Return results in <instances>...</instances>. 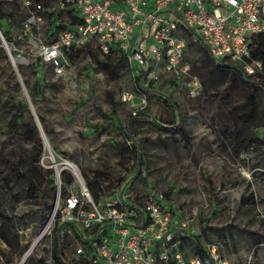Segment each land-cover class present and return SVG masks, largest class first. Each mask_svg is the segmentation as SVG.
Returning a JSON list of instances; mask_svg holds the SVG:
<instances>
[{
	"label": "rangeland",
	"instance_id": "1",
	"mask_svg": "<svg viewBox=\"0 0 264 264\" xmlns=\"http://www.w3.org/2000/svg\"><path fill=\"white\" fill-rule=\"evenodd\" d=\"M49 26L46 17L41 16V23L31 28L35 44L8 46L14 50V54L10 53L12 58H17V53L24 58L17 63L23 64V69H18L16 63L14 68L8 55L7 60L0 58V143L4 157L20 162V170L32 178L46 201L51 197L55 200L56 181L53 194L45 170L63 172L70 181L71 172L63 169L64 162L71 164L85 183L86 176L96 172L117 182L133 171L130 153L124 154L121 148L129 145L123 131L126 118L141 111L170 123L175 104L189 144L184 145L178 135H170L151 123L134 124L135 139L140 140L139 171L143 181L132 179L124 193L129 199L140 201L151 192H159L167 210L187 221L188 232L203 245L219 244L229 264H264V127L254 129L262 146L236 158L231 155L234 121L247 109L251 90L240 83L229 88V78L215 70L201 46L190 43L185 47L182 63L186 70L166 71L159 63L153 67L157 79L144 82L146 93L135 88L134 79L139 72L128 63L117 79L111 80L96 70L88 56H82L57 75L50 65L40 63L38 52V46L50 39ZM9 33L18 40L20 30ZM14 71L15 78L11 79ZM194 79L200 84L198 89L192 86ZM26 80L30 86L35 80L42 85L34 99L28 97ZM253 93L257 103L254 122L260 123L264 93ZM22 100L27 104L26 115L39 128L43 145L33 166L24 160L36 156L34 141L16 138L21 127L10 121L12 104ZM39 115L44 117L47 133L42 130ZM252 130L253 126L249 132ZM100 181L103 186L109 184ZM59 182L62 197L69 182L60 176ZM248 184L256 200L253 211L238 203ZM53 209L54 203L41 212V205L28 196L27 184L0 162V264H37L40 259H48ZM65 234L68 248L64 255L71 260L79 243L74 236ZM183 249L186 254L192 253L190 241H185Z\"/></svg>",
	"mask_w": 264,
	"mask_h": 264
},
{
	"label": "built area",
	"instance_id": "2",
	"mask_svg": "<svg viewBox=\"0 0 264 264\" xmlns=\"http://www.w3.org/2000/svg\"><path fill=\"white\" fill-rule=\"evenodd\" d=\"M21 2L25 8L32 5L30 0ZM56 6L57 10L73 8L81 19L54 42L38 46L41 62L57 75L68 66L63 50L80 47L92 38L101 53L115 47L139 73L149 69L145 80L157 79L153 67L159 63L166 71L186 70L182 63L187 43L202 46L215 63L236 65L244 74L261 69L260 62L247 60L251 36L264 34V0H57ZM41 10L36 4L22 24L20 32L28 46L35 44L31 28L41 23ZM0 38L15 68L13 61L21 63L24 58L20 53L12 58L11 48ZM192 86L198 89L200 84L194 79ZM73 169L62 197L60 173L55 172L51 219L66 227L64 233L79 243L76 258L87 252L89 264H229L215 245L206 246V258L186 254L181 236L192 234L187 221L167 210L159 192L140 201L129 199L124 192L131 184L130 174L95 203L84 179Z\"/></svg>",
	"mask_w": 264,
	"mask_h": 264
},
{
	"label": "trees",
	"instance_id": "3",
	"mask_svg": "<svg viewBox=\"0 0 264 264\" xmlns=\"http://www.w3.org/2000/svg\"><path fill=\"white\" fill-rule=\"evenodd\" d=\"M32 5L29 8H25L21 2V0H12V1H0V33L3 40L9 47H13L18 43L24 42V37L21 32L19 34L20 38L15 41L9 32H17L21 30L22 24L29 16L30 10L34 9L36 4H39L42 8L41 11L38 12V15L45 16L46 21L50 23L49 26V40L44 43H52L56 40L57 35L64 30L72 29L75 25L81 23V19L78 18L74 14L73 8H65L64 10H57L56 2L57 0H30ZM52 10V11H50ZM54 19V20H53ZM53 20V21H52ZM190 35L189 33H187ZM18 36V37H19ZM252 44L250 51V58L247 60L249 63L253 61H258L261 63V69L257 70L253 75H247L242 72V70L233 64H219L215 63L211 57L208 55L205 48L201 46L203 54L209 58L215 70H217L220 74L229 78V85H235V83H240L245 88L251 90V94L249 97V105L247 109L241 112L238 115L236 121H234V130L232 134L231 141V155L236 158L242 155L243 153H248L251 150L257 149L262 146V142L260 140V136L256 135L254 132L255 128L259 126L264 127V115L262 116V120L260 123L254 122L256 120V102L253 92H262L264 93V34L252 35ZM14 54V50L10 51ZM63 55L68 64H75L78 59L82 56H88L93 64L96 67V70L100 73L104 74L108 79L114 80L117 79L119 75V71L122 69L126 61V57L123 53L119 52L115 47H112L110 51L106 54L101 53L98 49L95 38L90 39L84 45L80 47H70L63 50ZM0 58L7 60V54L2 47V43L0 40ZM40 63L43 64L40 60ZM16 67L18 69H23V64H17ZM15 70V69H14ZM149 69L140 72L136 78L134 79L135 88L143 93L147 91L144 89L143 85L145 82V77ZM12 72L10 74V78L14 79L15 74ZM18 85V84H16ZM25 86L29 88L28 97L34 99L35 96L39 93L38 91L41 89L42 85L39 80H35L34 85L30 86L29 82L25 81ZM171 101V100H166ZM26 102L20 101L16 104H12V108L14 113L12 115V119L10 120L12 123L17 122L19 127H21V132L17 135L18 139H26L33 140V146L36 149V156L31 158L28 157L24 160V162L35 165L43 150V145L41 138L39 137V130L36 124H34L31 118H28L26 115ZM173 121L170 123H162L159 120L154 118H150L146 116L143 112L138 111L134 114L129 115L123 127L124 137L126 142H129V145L123 144L122 151L123 153H130L133 159V171L130 174V180L133 178H138L143 181L140 175V165L142 164V155L140 153V140H136V133L133 129L134 124L136 123H151L155 125L159 130L169 133L170 135H178L180 140L184 143V145L189 144V136L184 128L183 120L181 117L180 109L177 105L173 104ZM38 120L41 124L42 130L47 133V125L45 123L44 117L39 115ZM253 126V130L249 132V129ZM0 162L6 166V168L12 173V175L23 181L28 186V196L35 200L39 205H41V212H46L52 207L54 203V197H51L49 201L44 199V193L36 187V184L32 180L30 176L25 174L20 170V162H10L3 155L2 144L0 143ZM46 174V182L51 187V191L55 194V186H54V178L55 172L53 169L48 168L45 170ZM66 175L62 172L60 173V178L65 182H69V177H65ZM107 181L109 184L107 186H103L100 181ZM118 182V180H117ZM112 177L103 173L96 172L92 174L89 178L86 176V186L89 190L91 198L95 203L99 202L103 197L106 196V191L112 189L113 183H117ZM64 194V193H63ZM239 206L241 208L248 209L249 211L255 210L256 200L254 193L250 190V185L248 184L245 187V191L240 195L238 200ZM63 226L59 225L56 221H54V226L52 228V243L49 249V256L47 260L40 259L37 264H89L87 260L88 253L85 252L80 257H75L73 254V258L68 260L64 252L67 250L66 244V234L62 231ZM204 228L202 230L203 236L205 233ZM77 239L80 241V244L84 245L85 242L81 241V237L77 235ZM197 239V236L193 234L181 236L182 248L184 246L185 241H190L192 247V253L190 255L198 256L200 258H206L208 256V252L206 250L207 245H215L219 250L220 254V246L214 242H207L204 245L200 243ZM264 241V240H263ZM78 243V242H77ZM222 255V254H221ZM81 262V263H79Z\"/></svg>",
	"mask_w": 264,
	"mask_h": 264
},
{
	"label": "bare ground",
	"instance_id": "4",
	"mask_svg": "<svg viewBox=\"0 0 264 264\" xmlns=\"http://www.w3.org/2000/svg\"><path fill=\"white\" fill-rule=\"evenodd\" d=\"M62 165H64L65 168L68 169L69 171H72V172L74 171V169H73V167H72L71 165H69V164H62ZM31 251H32V249H30V250L24 255L23 260H25V259L29 256V254L31 253Z\"/></svg>",
	"mask_w": 264,
	"mask_h": 264
},
{
	"label": "water",
	"instance_id": "5",
	"mask_svg": "<svg viewBox=\"0 0 264 264\" xmlns=\"http://www.w3.org/2000/svg\"><path fill=\"white\" fill-rule=\"evenodd\" d=\"M0 40H1V38H0ZM18 61L16 60V61H13V63H17ZM12 64V63H11ZM13 65V64H12ZM38 130H39V128H38ZM63 169H65V168H63Z\"/></svg>",
	"mask_w": 264,
	"mask_h": 264
}]
</instances>
